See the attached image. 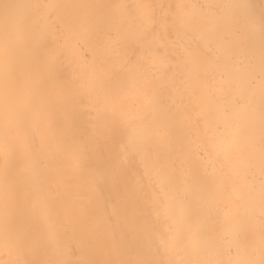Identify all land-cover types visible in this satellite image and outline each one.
Instances as JSON below:
<instances>
[{"label": "bare ground", "instance_id": "bare-ground-1", "mask_svg": "<svg viewBox=\"0 0 264 264\" xmlns=\"http://www.w3.org/2000/svg\"><path fill=\"white\" fill-rule=\"evenodd\" d=\"M0 264H264V0H0Z\"/></svg>", "mask_w": 264, "mask_h": 264}]
</instances>
